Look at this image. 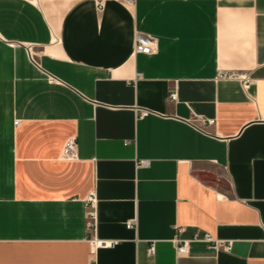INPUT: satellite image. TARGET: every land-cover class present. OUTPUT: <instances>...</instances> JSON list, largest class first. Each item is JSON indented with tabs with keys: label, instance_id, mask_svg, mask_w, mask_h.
I'll list each match as a JSON object with an SVG mask.
<instances>
[{
	"label": "crops",
	"instance_id": "1",
	"mask_svg": "<svg viewBox=\"0 0 264 264\" xmlns=\"http://www.w3.org/2000/svg\"><path fill=\"white\" fill-rule=\"evenodd\" d=\"M0 264H264V0H0Z\"/></svg>",
	"mask_w": 264,
	"mask_h": 264
},
{
	"label": "built area",
	"instance_id": "2",
	"mask_svg": "<svg viewBox=\"0 0 264 264\" xmlns=\"http://www.w3.org/2000/svg\"><path fill=\"white\" fill-rule=\"evenodd\" d=\"M130 3H134L135 0H128ZM104 6L102 3L100 4ZM157 39L154 38L151 35L144 34L141 32H138L136 35V46H135V51L137 53H142V54H147V55H152L157 52ZM234 75L230 72H219V78L221 79H227V78H232ZM171 99L177 100L178 96L176 93L171 94ZM148 111H143L141 116H146L148 115ZM18 121H16V124ZM210 123H214V120H210ZM62 157L65 160H75L78 157V142L76 138H71L68 140L63 148L62 151ZM151 165V160L148 159H141L138 162V167H149ZM94 199V197L92 198ZM91 218L95 220V214L91 213ZM92 225V223H90ZM135 220H132L128 222L127 226L128 228H133L135 227ZM183 228H179L177 235L174 238V243L176 246V251L178 256H184L189 254L190 252V243L192 241H205V242H213L216 244H220L219 241H217L212 234L209 232H204V233H196L193 238L186 239L181 237V233L183 232ZM115 242L113 240H101L97 241L98 246H113ZM151 254H154L155 252V247L154 245L151 246L149 249Z\"/></svg>",
	"mask_w": 264,
	"mask_h": 264
}]
</instances>
